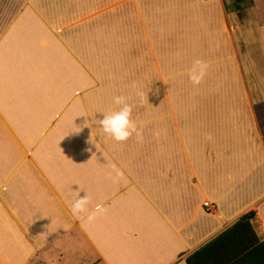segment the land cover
<instances>
[{"label": "rangeland", "instance_id": "1", "mask_svg": "<svg viewBox=\"0 0 264 264\" xmlns=\"http://www.w3.org/2000/svg\"><path fill=\"white\" fill-rule=\"evenodd\" d=\"M213 2L218 11L207 16L205 7L168 16L155 0H0V90L17 101L16 108L0 99L5 136H17L6 148L15 153L6 173L17 163V181L11 177L1 193L11 218L27 201L53 208L49 174L76 200L90 197L97 176L114 168H133L134 176L150 169L155 180L158 154H197L205 128L203 153L215 131L223 138L243 128L263 137L259 123H231L222 111L264 104V0L246 7L256 5V18L232 10L235 0ZM197 60L207 64L203 72ZM121 95L135 105L143 143L135 133L116 142L97 123L120 107L113 98Z\"/></svg>", "mask_w": 264, "mask_h": 264}, {"label": "crops", "instance_id": "2", "mask_svg": "<svg viewBox=\"0 0 264 264\" xmlns=\"http://www.w3.org/2000/svg\"><path fill=\"white\" fill-rule=\"evenodd\" d=\"M213 1L155 0V7L168 16L205 7L207 16L218 11ZM256 9V5L250 9L255 18ZM252 22H244L246 27L240 25L239 30H248ZM0 91L2 102L17 108L16 95ZM259 106L253 105L254 110H242L240 106L223 110L222 116L231 123H259L263 137L255 132L252 139L249 130L227 131L225 126L227 136H216L222 130L210 134L209 152L203 153L200 141L209 130L205 128L197 136V154L191 150L185 158L177 152L158 154L155 180L150 169L136 177L133 168H114L105 175L100 169L102 174L96 175L99 179L94 182L91 196H87L88 211L81 218L72 213L70 205L75 199L67 193L66 185L56 182L51 174L48 178L52 180L47 179L46 184L53 208L29 207L27 201V208L17 206L11 218L1 193L11 177L17 181V163L6 173L7 162L15 156L12 150L7 152V144L10 149L17 145V136H5V110L0 107V264H28L30 256L40 249L35 264H187L186 256L249 210L255 211L251 223L256 234L264 238V104ZM214 144L218 147H211ZM97 205L103 212L89 220L88 215Z\"/></svg>", "mask_w": 264, "mask_h": 264}, {"label": "trees", "instance_id": "3", "mask_svg": "<svg viewBox=\"0 0 264 264\" xmlns=\"http://www.w3.org/2000/svg\"><path fill=\"white\" fill-rule=\"evenodd\" d=\"M242 1L235 0L232 10L245 9L253 0L244 4ZM254 216V210L242 214L237 221L186 256V263L264 264V238H260L252 226Z\"/></svg>", "mask_w": 264, "mask_h": 264}, {"label": "clouds", "instance_id": "4", "mask_svg": "<svg viewBox=\"0 0 264 264\" xmlns=\"http://www.w3.org/2000/svg\"><path fill=\"white\" fill-rule=\"evenodd\" d=\"M195 64L201 65L202 72L207 68V64L203 61L197 60ZM193 83L198 84L200 80L195 77H191ZM137 95L143 96L142 93ZM116 105L120 107L117 110H113L110 113H104L103 118L97 120L99 127L102 129L103 134L106 137H110L116 142L123 143L129 139L135 133L137 141L143 143L142 131L137 128L135 119L133 118L134 104L129 103V97L116 96L113 98ZM89 200L87 195L76 199L74 203L70 205L72 213L77 218H81L82 213H87V205ZM103 208L101 205H97L94 212L88 215V219L91 220L96 214L102 213Z\"/></svg>", "mask_w": 264, "mask_h": 264}, {"label": "built area", "instance_id": "5", "mask_svg": "<svg viewBox=\"0 0 264 264\" xmlns=\"http://www.w3.org/2000/svg\"><path fill=\"white\" fill-rule=\"evenodd\" d=\"M205 205H208V203L205 202Z\"/></svg>", "mask_w": 264, "mask_h": 264}]
</instances>
